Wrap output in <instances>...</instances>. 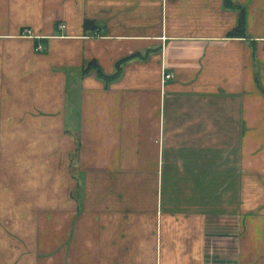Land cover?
I'll return each mask as SVG.
<instances>
[{
  "label": "crops",
  "instance_id": "obj_1",
  "mask_svg": "<svg viewBox=\"0 0 264 264\" xmlns=\"http://www.w3.org/2000/svg\"><path fill=\"white\" fill-rule=\"evenodd\" d=\"M230 2L0 0V264H264V0Z\"/></svg>",
  "mask_w": 264,
  "mask_h": 264
},
{
  "label": "trees",
  "instance_id": "obj_2",
  "mask_svg": "<svg viewBox=\"0 0 264 264\" xmlns=\"http://www.w3.org/2000/svg\"><path fill=\"white\" fill-rule=\"evenodd\" d=\"M225 4L226 6H231V2L230 0H225ZM243 27H244V19H243V12H241L240 14V19H239V23H238V27L236 28V30L234 31V33L232 35H237L241 32H243ZM94 71L96 73V75L101 79L104 80L106 82L115 79V77H106L102 74V71L100 70V68L97 66L96 63L92 62L89 63L88 65H86L85 69L82 71L84 75L88 74L90 71ZM119 75V71H117L116 73V77Z\"/></svg>",
  "mask_w": 264,
  "mask_h": 264
},
{
  "label": "built area",
  "instance_id": "obj_3",
  "mask_svg": "<svg viewBox=\"0 0 264 264\" xmlns=\"http://www.w3.org/2000/svg\"><path fill=\"white\" fill-rule=\"evenodd\" d=\"M58 28L62 30V29L65 28V26L64 25H60ZM21 36L27 37V38H30V39H34L32 33L30 31H27V30L23 31ZM41 50H42V48L40 46H37L35 48L36 52H40ZM172 79H173V75L172 74L163 73L162 82H166V81L172 80Z\"/></svg>",
  "mask_w": 264,
  "mask_h": 264
}]
</instances>
